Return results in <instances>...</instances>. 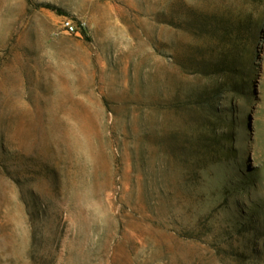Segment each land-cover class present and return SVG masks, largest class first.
Returning a JSON list of instances; mask_svg holds the SVG:
<instances>
[{"label": "rangeland", "instance_id": "1", "mask_svg": "<svg viewBox=\"0 0 264 264\" xmlns=\"http://www.w3.org/2000/svg\"><path fill=\"white\" fill-rule=\"evenodd\" d=\"M0 264H264V0H0Z\"/></svg>", "mask_w": 264, "mask_h": 264}, {"label": "built area", "instance_id": "2", "mask_svg": "<svg viewBox=\"0 0 264 264\" xmlns=\"http://www.w3.org/2000/svg\"><path fill=\"white\" fill-rule=\"evenodd\" d=\"M62 26L68 31L69 34H78V27L67 17L64 18Z\"/></svg>", "mask_w": 264, "mask_h": 264}, {"label": "trees", "instance_id": "3", "mask_svg": "<svg viewBox=\"0 0 264 264\" xmlns=\"http://www.w3.org/2000/svg\"><path fill=\"white\" fill-rule=\"evenodd\" d=\"M223 64V63H222Z\"/></svg>", "mask_w": 264, "mask_h": 264}]
</instances>
